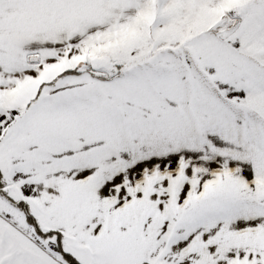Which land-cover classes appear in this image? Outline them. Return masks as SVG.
I'll use <instances>...</instances> for the list:
<instances>
[{"label": "snow or ice", "instance_id": "6c2138e0", "mask_svg": "<svg viewBox=\"0 0 264 264\" xmlns=\"http://www.w3.org/2000/svg\"><path fill=\"white\" fill-rule=\"evenodd\" d=\"M0 264H264V0H0Z\"/></svg>", "mask_w": 264, "mask_h": 264}]
</instances>
